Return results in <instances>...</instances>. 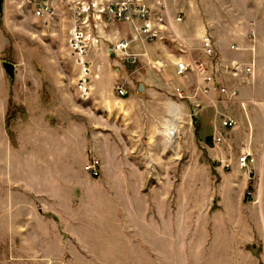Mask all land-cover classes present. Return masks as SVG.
<instances>
[{
  "label": "rangeland",
  "instance_id": "obj_1",
  "mask_svg": "<svg viewBox=\"0 0 264 264\" xmlns=\"http://www.w3.org/2000/svg\"><path fill=\"white\" fill-rule=\"evenodd\" d=\"M166 12L158 42L169 54L187 51L172 28L212 42L238 31L253 45L255 27L264 61V0H167ZM108 32L91 42L84 97L67 19L45 24L4 0L0 264H264V75L258 92L252 80L231 88V75L213 67L223 65L213 42L208 68L227 94L198 107L188 79L160 72L166 49L142 41L145 50L129 52L148 59L131 67L107 52L132 29ZM3 62L15 66L13 81ZM231 118L236 126L223 128ZM244 151L255 157L248 169L238 164Z\"/></svg>",
  "mask_w": 264,
  "mask_h": 264
},
{
  "label": "built area",
  "instance_id": "obj_2",
  "mask_svg": "<svg viewBox=\"0 0 264 264\" xmlns=\"http://www.w3.org/2000/svg\"><path fill=\"white\" fill-rule=\"evenodd\" d=\"M17 8L26 11L36 21L45 24L67 19L70 24L69 50L80 69L79 89L82 93L88 92V80L92 63L87 60L90 46H97L101 41V29L114 23L126 24L134 27L136 38L128 41H121L111 47L107 52L108 56L122 59L131 67L137 65L139 56L130 54L132 43L142 39L148 43L162 40V34L167 26V12L164 0H17ZM182 21V15L177 17V22ZM254 38V33H251ZM93 42V44H91ZM202 49L207 58L206 62L194 61L191 64L177 62L176 72L178 76H185L195 73L202 78L199 92L208 96L211 93L219 92L227 94L225 88L220 87L216 80L214 70H209L208 61L215 59L216 49L209 36L202 39ZM232 50L237 49L232 47ZM219 69L216 72H226L235 80H242L243 84L248 83L254 76V64L248 66L234 63L229 67L216 62ZM224 66L226 68H224ZM214 68V69H215ZM223 70V71H222ZM118 95L124 97L127 92L115 87ZM179 98L183 99V93L177 89ZM236 95V94H233ZM223 128H234L236 122L226 119L222 122ZM213 141L221 142V138L213 137ZM242 169H248L255 164V157L250 152H242L238 161ZM86 170L94 177L99 175L97 165L90 164Z\"/></svg>",
  "mask_w": 264,
  "mask_h": 264
},
{
  "label": "crops",
  "instance_id": "obj_3",
  "mask_svg": "<svg viewBox=\"0 0 264 264\" xmlns=\"http://www.w3.org/2000/svg\"><path fill=\"white\" fill-rule=\"evenodd\" d=\"M164 1H165V5L167 7V0H164ZM166 16H167V24H168L169 23L168 13L166 14ZM117 24L118 23H114L112 25L103 27L101 29L103 35L102 34L101 35L103 37H106L107 32L110 31V28H113V27H116L117 29H119V28H123V26H129L132 29V35L130 37H128L127 34H125V35L121 36L119 39L114 40L115 42L113 44L116 45L117 43H119L121 41H128V40H131V39L137 37V34L135 33L133 26L122 24L123 26L118 27ZM171 30L172 31H170V32H175L174 33L175 35H173V36H175L176 38L173 37L174 39H172L175 42V44H177L180 48L181 47L186 48L187 51H184V54H169L167 52L168 47H167L166 43L158 42V41L155 42V44H153V45L155 46L156 49H159V50H160V48L166 49L165 52H163V53L161 52V55L157 54V56H156V58H158L157 60H159V61H157V64L159 65L160 72H164V74L166 76L165 78L170 79L174 82H176V81L186 82V80L188 79L189 83L193 87L192 88L193 90H191V92H189V100L193 104H198V107L200 106L199 105L200 101L206 102V100H208V99H212L213 101H216V99L218 97L217 92L211 93L208 97H205L204 95H202L199 92L198 88L202 84L201 76H199L195 73H190V74L185 75V76H178L177 72H176L177 62H184L186 64H191L194 61H203V62L207 61L205 53L202 49V39L204 38V36H207V35L203 34L201 36L199 30L190 31V33L187 35H185V33H183V30L177 31V29H175V28H172ZM250 32L254 33V44L253 45L251 44V42L249 40L248 41L246 40L243 42L244 39H242V34H240V32L229 31V30H227L225 32L224 38H222L216 42L215 41H213V42L220 49V55H221L220 57L223 60V65H225V66L229 67L230 65H232L234 63L246 65V64L250 63V61H252L251 59L254 60V76H253L252 81L254 82V89L256 90L255 92H258L256 85H258V83L260 82V80H262L263 75H264L263 71H262V69L264 67V61L262 58L263 55H262V51H261L262 45H261L259 38H258L260 36V33L258 32V30L255 29V27H254V29ZM112 35H114V34H112ZM250 35H251V33H250ZM239 40H242L241 44L233 43V42H237ZM142 41L143 40L140 39V40L132 43L130 46V50L133 47H135V48L138 47V45H139V49L145 50L146 46L141 45ZM159 41H162V40H159ZM143 42L146 43L145 41H143ZM154 46H152V47H154ZM232 47H235L237 49V51L232 50ZM241 47H244L245 49L241 48ZM259 52H261V58H260ZM137 56H139V59L140 58H145V59L147 58L148 59L147 53L138 54ZM226 81L229 83L231 88H236L237 85L240 88V85L232 77H227ZM174 89L177 90L179 88L174 87ZM179 90L181 91V89H179ZM243 90H245V89H243ZM181 92L184 95V92L183 91H181ZM177 96H178V94H177ZM214 106L217 107L216 104H214Z\"/></svg>",
  "mask_w": 264,
  "mask_h": 264
},
{
  "label": "water",
  "instance_id": "obj_4",
  "mask_svg": "<svg viewBox=\"0 0 264 264\" xmlns=\"http://www.w3.org/2000/svg\"><path fill=\"white\" fill-rule=\"evenodd\" d=\"M3 5H4V0H0V14L3 12ZM111 58H114V55H111ZM2 66L9 79L13 81L15 78V71H16L15 66L7 62H3ZM144 90H145L144 86L141 85L138 91L139 93H142Z\"/></svg>",
  "mask_w": 264,
  "mask_h": 264
},
{
  "label": "bare ground",
  "instance_id": "obj_5",
  "mask_svg": "<svg viewBox=\"0 0 264 264\" xmlns=\"http://www.w3.org/2000/svg\"><path fill=\"white\" fill-rule=\"evenodd\" d=\"M174 130V129H173ZM175 131V130H174ZM174 131H172V132H174Z\"/></svg>",
  "mask_w": 264,
  "mask_h": 264
}]
</instances>
